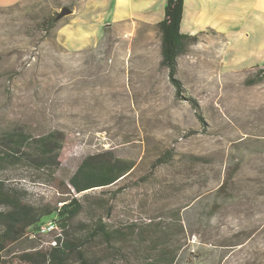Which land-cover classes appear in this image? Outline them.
<instances>
[{
	"label": "rangeland",
	"instance_id": "1",
	"mask_svg": "<svg viewBox=\"0 0 264 264\" xmlns=\"http://www.w3.org/2000/svg\"><path fill=\"white\" fill-rule=\"evenodd\" d=\"M79 1L0 7V129L23 126L34 136L63 130L58 181H68L84 157L105 150L136 163L117 184L76 195L84 210L72 221V234L81 237L95 217L107 218L97 203L105 200L113 208L107 221L157 229L177 252L175 264H264V79L253 83L264 63L225 70V40L205 31L178 59L183 86L178 97L161 65L157 25H116L96 48L76 53L57 42L67 16L52 35L40 31L41 18L74 9ZM166 151L173 154L172 163L153 171ZM196 157L208 163L189 160ZM3 174L9 184L24 187L36 205L61 198L30 168L10 167ZM228 177L231 197L220 199L217 191ZM56 230L32 234L25 244L34 241L38 247L15 246L6 263L27 264L20 256L47 250ZM132 239L137 245L138 237ZM132 246L126 248L128 262L114 264H142ZM95 247L86 246L98 251ZM69 264L78 263L73 258Z\"/></svg>",
	"mask_w": 264,
	"mask_h": 264
},
{
	"label": "trees",
	"instance_id": "2",
	"mask_svg": "<svg viewBox=\"0 0 264 264\" xmlns=\"http://www.w3.org/2000/svg\"><path fill=\"white\" fill-rule=\"evenodd\" d=\"M68 8L72 9L70 6ZM183 13L184 0H167L165 18L157 24L162 36L161 65L168 70L169 81L178 97H183L182 82L178 78V59L189 47L198 43L200 35L204 33L194 36L183 34L181 32ZM57 15L58 12H55L41 18L40 31L52 35L58 27ZM206 31L215 34L211 29ZM256 76L254 84L264 79V64L262 67L258 66ZM189 102L200 121L204 122L196 100L190 98ZM65 138V132L59 129L38 136H34L23 126H16L10 130L0 129V264H7L6 257L13 252L15 246L36 249L38 243L34 241L30 244L25 243L32 234H41L40 226L48 220L55 221L58 226V230L54 232L53 245L47 250L23 253L20 256L23 262L69 264L74 258L78 264H114L116 261L127 263L129 256L126 248L132 243L135 252L143 260L142 264H175L177 252L168 248V243L161 236H157V229L141 230L137 224L117 226L107 221L106 219L112 218L113 208L106 207L105 200L97 203L106 211L107 218L95 217L90 226L85 227L88 233L81 237L72 234L71 223L84 210L83 203L76 195L117 184L132 174L136 163L117 157L113 150H105L84 157L68 181H58L56 173L61 166L60 155ZM173 159V154L166 151L154 161L153 171L170 165ZM189 160L192 163H208L204 157ZM10 167L32 169L40 176L38 182L57 188L61 198L55 204H34L24 187L9 184L4 179V171ZM45 172H48L46 179L41 176L45 175ZM149 179L150 175L141 181ZM230 182L232 179L229 177L224 180L217 191L218 198L226 200L231 197L228 194ZM135 236L138 237L137 245L132 239ZM92 245H96L98 251L86 248Z\"/></svg>",
	"mask_w": 264,
	"mask_h": 264
},
{
	"label": "crops",
	"instance_id": "3",
	"mask_svg": "<svg viewBox=\"0 0 264 264\" xmlns=\"http://www.w3.org/2000/svg\"><path fill=\"white\" fill-rule=\"evenodd\" d=\"M33 0H0L11 7ZM61 21L57 42L69 52L96 48L104 32L116 25H157L166 15L167 0H80ZM69 7V6H68ZM211 29L226 43L222 65L242 71L264 59V0H184L181 32L199 35Z\"/></svg>",
	"mask_w": 264,
	"mask_h": 264
},
{
	"label": "built area",
	"instance_id": "4",
	"mask_svg": "<svg viewBox=\"0 0 264 264\" xmlns=\"http://www.w3.org/2000/svg\"><path fill=\"white\" fill-rule=\"evenodd\" d=\"M55 228L58 229L56 222L53 220H48L47 222H45L44 224L40 226V233H46L49 230H52Z\"/></svg>",
	"mask_w": 264,
	"mask_h": 264
},
{
	"label": "water",
	"instance_id": "5",
	"mask_svg": "<svg viewBox=\"0 0 264 264\" xmlns=\"http://www.w3.org/2000/svg\"><path fill=\"white\" fill-rule=\"evenodd\" d=\"M72 13V10L68 7H63L61 11L57 15V20H61L62 18L70 15Z\"/></svg>",
	"mask_w": 264,
	"mask_h": 264
}]
</instances>
